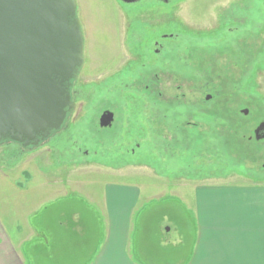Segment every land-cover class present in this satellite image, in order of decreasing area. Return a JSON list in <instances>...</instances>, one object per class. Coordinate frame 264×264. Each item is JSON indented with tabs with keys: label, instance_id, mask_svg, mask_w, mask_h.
Returning <instances> with one entry per match:
<instances>
[{
	"label": "rangeland",
	"instance_id": "rangeland-1",
	"mask_svg": "<svg viewBox=\"0 0 264 264\" xmlns=\"http://www.w3.org/2000/svg\"><path fill=\"white\" fill-rule=\"evenodd\" d=\"M76 1L85 63L71 136L26 149L2 144L0 207H7L10 180L64 192L60 203L68 200L80 213L84 206L99 208L106 184H132L143 189L132 218L136 226L152 232L167 218L173 239L183 226L179 194L189 193L191 182H264V141L253 135L264 120L263 4ZM164 34L172 54L170 70L162 71L146 62L154 38ZM152 105L166 122L153 117ZM106 108L115 112L111 128L98 126Z\"/></svg>",
	"mask_w": 264,
	"mask_h": 264
},
{
	"label": "crops",
	"instance_id": "crops-1",
	"mask_svg": "<svg viewBox=\"0 0 264 264\" xmlns=\"http://www.w3.org/2000/svg\"><path fill=\"white\" fill-rule=\"evenodd\" d=\"M203 180L180 190L183 226L173 239L167 218L152 232L133 221L142 187L108 183L104 204L80 213L60 203L64 192L7 181L0 264H264V182Z\"/></svg>",
	"mask_w": 264,
	"mask_h": 264
},
{
	"label": "water",
	"instance_id": "water-1",
	"mask_svg": "<svg viewBox=\"0 0 264 264\" xmlns=\"http://www.w3.org/2000/svg\"><path fill=\"white\" fill-rule=\"evenodd\" d=\"M83 65L76 0H0V144L33 148L59 130L74 108L69 88ZM112 117L104 111L99 125ZM260 131L264 121L256 139Z\"/></svg>",
	"mask_w": 264,
	"mask_h": 264
},
{
	"label": "flooded vegetation",
	"instance_id": "flooded-vegetation-1",
	"mask_svg": "<svg viewBox=\"0 0 264 264\" xmlns=\"http://www.w3.org/2000/svg\"><path fill=\"white\" fill-rule=\"evenodd\" d=\"M118 1H123V2H125L127 4H132L135 1L138 2L139 0H118ZM259 1L264 5V0H259ZM161 37H162V40H156V38H154L153 43L155 45V48L153 49V53L150 55V56H152V58L148 62H146V63H148V64H157V65H159V67L160 66H164L166 69H169L170 70V66H171L170 57H171V54L172 53L171 54L168 53V48L167 47H169V46L166 43L164 44V42H163V41L170 40V39L166 38L167 35H165V34L164 35H161ZM168 37H172V35H168ZM83 38H84V35H83ZM164 38H166V39H164ZM167 56H169V57H167ZM189 56L192 57L191 55H189ZM183 61L185 63L186 62L187 63L188 62H191L190 60H187L186 57H183ZM84 63H85V56H84ZM82 68L80 69V71H79L76 79L71 80L72 85L69 88L70 99H71V102L74 104L73 110L71 112H69V114L67 115V118L65 119V121H64L63 125L61 126V128L59 130H57V131L51 132L49 134V136L43 138V141H40L38 145H43V143L45 141H47V140L48 141L54 140V141H56V143L61 144L60 140H66V139H69L70 138L71 134H69L68 130L71 127V124L72 123L70 122L69 118H70V115L74 112L75 107H76V94H78V88H77V85L76 84H77V80H78V77H79V75L81 73ZM162 71H163V69H162ZM166 72H167V70L165 71V73ZM151 109L153 110V113H152L154 115L153 117H155V116H157V117L161 116V118H163L164 121L166 122V115L164 114V112L161 113V110H158V112H157V109L154 108L153 105L151 106ZM104 111H111L113 113V117H112V121H111V124L110 125H108L106 127H101L99 125V118H100L101 114ZM101 114L99 115V118H98V126L101 127V128H111L112 125H113V123H114V120H115V112L113 110H111V109H107L106 108V109H103L102 110ZM263 121L264 120L258 122L257 125L255 126V128L253 129L254 138H255L254 131H255L256 127L259 125V123H261ZM172 128L173 127L171 126V129ZM173 130H175V128ZM258 136H259V139H257V140L264 141V131H260L258 133ZM173 142L174 141H173V135H172V137H171V143H173ZM15 145L16 146H21V145H17V144H15ZM167 146H169L168 141L165 143V148H167ZM20 148H23V147L21 146ZM85 153H87V152H85Z\"/></svg>",
	"mask_w": 264,
	"mask_h": 264
},
{
	"label": "trees",
	"instance_id": "trees-1",
	"mask_svg": "<svg viewBox=\"0 0 264 264\" xmlns=\"http://www.w3.org/2000/svg\"><path fill=\"white\" fill-rule=\"evenodd\" d=\"M254 1H256L255 3H258V2L261 3L259 0H254ZM261 4H262V3H261Z\"/></svg>",
	"mask_w": 264,
	"mask_h": 264
}]
</instances>
